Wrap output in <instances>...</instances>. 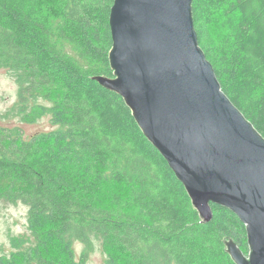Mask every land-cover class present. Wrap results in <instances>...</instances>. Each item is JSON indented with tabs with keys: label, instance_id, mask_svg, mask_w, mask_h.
<instances>
[{
	"label": "trees",
	"instance_id": "obj_1",
	"mask_svg": "<svg viewBox=\"0 0 264 264\" xmlns=\"http://www.w3.org/2000/svg\"><path fill=\"white\" fill-rule=\"evenodd\" d=\"M114 1L0 0V69L20 84L22 122L44 108L58 126L24 141L0 127V199L30 210L20 264H86L101 246L118 264H235L226 242L248 254L246 226L216 205L203 223L124 99L93 80L113 77ZM193 17L223 91L264 137V0H193ZM111 184L130 187L129 197L106 202ZM58 246L67 262L53 258Z\"/></svg>",
	"mask_w": 264,
	"mask_h": 264
},
{
	"label": "water",
	"instance_id": "obj_2",
	"mask_svg": "<svg viewBox=\"0 0 264 264\" xmlns=\"http://www.w3.org/2000/svg\"><path fill=\"white\" fill-rule=\"evenodd\" d=\"M110 29L113 77L93 80L124 99L203 223L216 205L246 226L248 254L226 242L233 262L264 264V137L223 91L193 0H115Z\"/></svg>",
	"mask_w": 264,
	"mask_h": 264
},
{
	"label": "rangeland",
	"instance_id": "obj_3",
	"mask_svg": "<svg viewBox=\"0 0 264 264\" xmlns=\"http://www.w3.org/2000/svg\"><path fill=\"white\" fill-rule=\"evenodd\" d=\"M20 84L16 77H13L7 69H0V127L12 128L19 132L21 140H31L37 135H48L57 131L58 126L53 123L51 114L46 109H32L30 112L36 111L35 115L29 117V122H22L19 115L20 106ZM41 99V100H40ZM44 97L39 96L40 100L46 106H50L44 101ZM33 114V113H30ZM43 135L40 136V142L43 141ZM77 167V165H75ZM87 166H81V171ZM131 188L124 185H107L103 188L102 198L106 202H110L114 196H120L123 199L129 197ZM29 207L23 203H10L4 199H0V261L13 260L17 258V264L23 262L20 253L30 246L32 240V232L29 223ZM102 249H96L95 252L89 254L86 258V264H118L114 260L109 261L108 254ZM74 249L76 254V262L82 263L83 245L74 242L68 250ZM108 253L111 252L109 248ZM111 255V254H110ZM52 256L55 260L67 262L65 251L62 247H54ZM114 262V263H112Z\"/></svg>",
	"mask_w": 264,
	"mask_h": 264
}]
</instances>
